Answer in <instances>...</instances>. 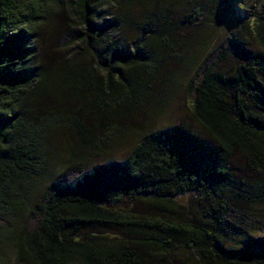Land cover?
Returning a JSON list of instances; mask_svg holds the SVG:
<instances>
[{
    "label": "trees",
    "instance_id": "16d2710c",
    "mask_svg": "<svg viewBox=\"0 0 264 264\" xmlns=\"http://www.w3.org/2000/svg\"><path fill=\"white\" fill-rule=\"evenodd\" d=\"M52 1L0 0V264H264V235L237 248L222 242L233 223L225 215L248 184L234 175L230 159L239 154L247 168L264 173V0L249 27L259 48L246 51L230 29L186 83L192 116L211 141L175 124L141 135L124 161L85 168L80 163L95 152L97 124L105 135L154 116L148 110L160 102L162 63L201 54L210 35L201 29L217 26L223 0H137L143 11L152 2L157 10L144 11L131 53L121 17L102 20L99 10L136 0H72L79 53L94 64L71 65L75 77L64 71L56 79L78 81L96 104L69 120L82 155L69 157L72 169L63 177L51 176L45 146L54 120L37 117V108L45 97L66 99L46 84L30 45ZM147 25L154 26L151 35ZM68 109L57 107L51 117ZM41 176L50 181L35 190ZM185 193L192 197L183 204Z\"/></svg>",
    "mask_w": 264,
    "mask_h": 264
},
{
    "label": "rangeland",
    "instance_id": "374dc122",
    "mask_svg": "<svg viewBox=\"0 0 264 264\" xmlns=\"http://www.w3.org/2000/svg\"><path fill=\"white\" fill-rule=\"evenodd\" d=\"M125 3L123 1L119 7L105 5L99 11L102 20H109L113 15L121 17L120 35L125 49H129L131 53L133 51L131 43L141 33L139 26L142 21H145L144 11L155 13L157 8L153 2L144 11L138 1L126 6ZM262 10L263 3L259 0H223V6H219L217 12V15L220 16H217L215 20L217 26L212 29H201L210 34L201 54L198 53L197 58L190 56L187 62L183 58L182 62L175 59L167 64L162 63L161 72H163V76H166H164L166 79L156 86L159 96L157 101L160 102L155 103L153 101L154 106L148 110L151 115L155 113L154 116L148 120L143 119L138 126L132 127V129H126L119 124L118 128L105 135L104 131L101 130L102 127L97 124V121H94V124H97L92 131V143H94L95 152L88 162L83 165L80 163V166L85 168L94 163L124 161L130 157L141 135L150 130H160L175 124H181L200 138L211 141L212 137L192 116L190 97L185 87L186 83L203 56L216 46L225 33H229L230 29L236 30L235 36L246 51L251 52L258 49L259 47L253 42L249 27L253 16L256 17L257 14L262 13ZM80 27L72 7V0H53L51 6L46 9L44 17L38 23L30 44L35 49L36 63L40 67L42 75L46 77V84L50 85L51 88H58V91L66 99L60 102L59 98L45 97L43 105L37 108V117L45 116L46 121L54 120L51 125H48L49 130L45 133V146L50 151V162L53 164L52 177H63L72 169V165L69 164V157L75 153L77 156L82 155L79 149L80 145L75 141L69 120L73 116L83 118L86 111L96 104L89 101L90 97L83 96V88L78 81L72 82L67 79L58 81L56 79L60 78L59 73L64 71L67 72V77H75L74 71L72 73L70 68L71 65L78 69H86L89 62L94 64L93 59L88 54L79 53V42L76 40V35L80 31ZM153 27V25H147V28H150L148 29L149 35L152 34ZM260 50L264 52V49L260 48ZM98 73V77L102 79L105 74L104 71L99 70ZM171 78L176 82L169 86L167 81H170ZM68 84H71L72 87L66 91L65 88ZM71 90L81 95L71 93ZM161 105H163L162 109L155 107ZM57 107H69V109L65 112V116L58 115L54 119L51 115L55 113ZM48 112L51 113L50 116H48ZM260 140L264 144V134ZM230 165L234 175L248 183L242 190L243 196L237 197L232 205L235 211H229L225 215L233 223L227 226L222 242L227 248H237L245 239L264 235V173L257 172L254 168H247L244 159L239 154L232 156ZM48 181L50 179L41 176L35 181L33 188L40 191L47 186ZM191 197L190 193H185L179 196L178 200L186 204ZM216 198H222V196ZM230 201L233 202V200ZM235 223L239 224L240 228L235 227Z\"/></svg>",
    "mask_w": 264,
    "mask_h": 264
}]
</instances>
